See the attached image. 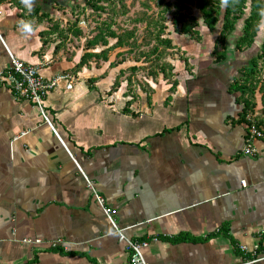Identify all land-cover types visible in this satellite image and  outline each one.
Masks as SVG:
<instances>
[{
	"label": "crops",
	"instance_id": "crops-1",
	"mask_svg": "<svg viewBox=\"0 0 264 264\" xmlns=\"http://www.w3.org/2000/svg\"><path fill=\"white\" fill-rule=\"evenodd\" d=\"M61 3L34 0L29 10L0 0V73L11 53L45 78L74 77L44 98L55 131L34 103L0 84V264H128L82 171L124 233L149 241V264H264V135L256 155L242 153L244 104L229 89L260 39L238 51L236 36L221 61L212 46L179 42L190 66L177 61L173 91L162 75L130 93L124 75L110 93L126 63L83 57L101 49L51 38L48 17L67 10ZM254 103L264 131L261 92Z\"/></svg>",
	"mask_w": 264,
	"mask_h": 264
},
{
	"label": "rangeland",
	"instance_id": "rangeland-1",
	"mask_svg": "<svg viewBox=\"0 0 264 264\" xmlns=\"http://www.w3.org/2000/svg\"><path fill=\"white\" fill-rule=\"evenodd\" d=\"M61 2V6L67 10H61L57 16L48 17L49 31L54 34L51 38H59L64 46L69 39L76 47L89 46L102 50L110 46L105 53L111 54V61L114 64L122 60V63H126L123 72H119L114 81L110 93L117 90L115 83L119 82L120 77L124 75L127 77L128 92L131 93L137 86L147 88L148 82L145 78L153 79L158 83L162 79V74L151 76L150 73L156 71L161 64L176 63L174 70L177 72V61L187 57L186 51L178 43H194L195 40L187 34L176 32L175 27L179 28L181 22L188 19L191 14L197 17L198 28L203 35L200 42L205 43V48H210L217 33V31L209 33L204 28L195 2H189V0H79L78 2L61 0ZM100 6L102 7L99 8ZM174 19L178 21L177 25L174 24ZM262 30L264 31V27ZM110 31L114 34H110ZM263 31L260 33L259 42L264 35ZM239 33V30L235 31L228 41L233 40ZM159 34H162L161 37L172 38L175 47L159 46L163 51H155L154 47L158 45ZM117 37L121 39L119 43H116ZM75 38L78 40L77 43L74 42ZM94 39L97 41L95 44L90 42ZM104 40L108 42L107 45H103ZM75 51L73 49L70 53L74 54ZM99 59L101 58L97 57L98 62H101ZM133 65L140 68L132 70ZM263 75L264 65L258 77L251 82L256 89H259ZM173 80L174 77L171 75L164 79L168 84H171Z\"/></svg>",
	"mask_w": 264,
	"mask_h": 264
},
{
	"label": "trees",
	"instance_id": "trees-1",
	"mask_svg": "<svg viewBox=\"0 0 264 264\" xmlns=\"http://www.w3.org/2000/svg\"><path fill=\"white\" fill-rule=\"evenodd\" d=\"M189 2H195V7L200 12L202 18L201 24L204 28L209 33L217 31L211 45V53L215 57L214 61H221L226 58L229 50L228 39L235 31L239 30L240 32L234 41L235 49L238 51H244L251 47L259 39V36H261L260 33L263 31L262 27H264V0H228V5L226 7L221 5V0H189ZM101 7L102 6L99 8ZM43 17L44 15H41V18ZM173 22L177 25L178 21L174 19ZM198 25L199 22L197 17L191 14L188 19L181 22L179 28L175 27V31L180 34H187L191 39L200 42L203 35L198 28ZM110 34H114L113 31H110ZM161 35L162 34L158 35L160 37H158V45L154 47L155 51H163V49H160L159 46H163L165 48L175 47V43L172 38L161 37ZM117 38L116 43H119L121 39L119 37ZM90 42L94 44L97 43L95 39ZM107 44L108 42L104 40L103 45ZM109 47L110 46L102 49L98 53H86L83 57L87 54L101 55L102 53H105ZM180 60L184 61L186 68H189L190 65L188 64L186 58H181ZM111 64H113V62H111ZM263 65L264 35L261 39L258 51L245 65L240 68V77L235 79L229 88L231 91L239 93L238 100L244 104L241 115L244 121L246 113L249 111L253 112L254 110L255 93L263 90L261 93L264 98V75L259 85V89H256V86L251 85L252 80L255 77H258ZM139 68L140 67L136 65L131 67L132 70H138ZM174 69L175 63H165L159 65V67L156 68V71H153L150 75L154 76L161 73L164 79H167L169 75L173 76L174 80L170 86V90L173 91L178 82V71L176 72ZM91 81H93V78L88 80L90 85L92 83Z\"/></svg>",
	"mask_w": 264,
	"mask_h": 264
},
{
	"label": "built area",
	"instance_id": "built-area-1",
	"mask_svg": "<svg viewBox=\"0 0 264 264\" xmlns=\"http://www.w3.org/2000/svg\"><path fill=\"white\" fill-rule=\"evenodd\" d=\"M1 38V37H0ZM11 64L10 66L0 73V84L6 85L10 91L18 98L28 99L38 108L44 121L47 122L52 129L55 131L53 125L48 118L45 107L43 104L46 94L58 85L59 80H67L66 88L69 89L73 85L74 77L70 73L57 74L51 78H45L41 72L40 68L36 64L26 63L16 57L11 53ZM245 133H244V145L241 149L244 155H256L257 149L254 145L255 140L264 135L263 129L257 122L256 115L254 112H247L245 115ZM82 171V170H81ZM83 175L86 177L88 185L92 189L96 201L102 207L106 216L110 219L115 232L118 235L120 241H124L128 249V264H149L144 256L143 248L148 246L149 241L146 239L137 240L128 237L124 233V229L119 227L112 216L110 209L104 204L103 197L93 188L91 181L87 178L85 173L82 171ZM245 185V182H243ZM26 241L30 243H39L40 239H27ZM52 247H55L59 241H49ZM242 248L246 246L242 245ZM258 257L252 259H246L243 264H249L256 260Z\"/></svg>",
	"mask_w": 264,
	"mask_h": 264
},
{
	"label": "clouds",
	"instance_id": "clouds-1",
	"mask_svg": "<svg viewBox=\"0 0 264 264\" xmlns=\"http://www.w3.org/2000/svg\"><path fill=\"white\" fill-rule=\"evenodd\" d=\"M21 3L28 8L29 10H31L33 4H34V0H21ZM221 5L222 6H227L228 5V0H221ZM22 29H24L25 31H28L31 29V25L29 23H22L21 25Z\"/></svg>",
	"mask_w": 264,
	"mask_h": 264
}]
</instances>
